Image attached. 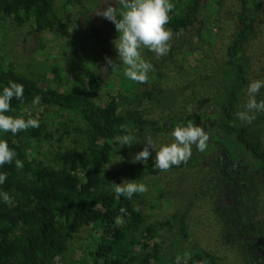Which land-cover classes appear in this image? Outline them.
I'll return each mask as SVG.
<instances>
[{
	"label": "trees",
	"instance_id": "obj_1",
	"mask_svg": "<svg viewBox=\"0 0 264 264\" xmlns=\"http://www.w3.org/2000/svg\"><path fill=\"white\" fill-rule=\"evenodd\" d=\"M207 0H170L174 9L169 13L166 26L174 34L170 52L160 57L163 62L181 57L189 44L190 32L201 21ZM87 0H0V13L22 26L33 21L34 30L51 32L65 26L68 7H85ZM223 3V2H222ZM238 26L232 43L227 49L217 79L204 85V107L194 112L173 114L161 121H149L140 106H134L122 95H109L102 103L95 100L104 79L97 70L85 74V82L70 91L39 85L28 76L17 73L13 66L0 65V93L10 82L24 86L23 100L11 101L14 117H23L21 107L32 104L39 95L41 105L56 107L81 118L83 126L76 128L82 143L71 148H60L50 163H34L29 156L27 140L50 141L52 134L45 123L38 128L13 135L0 132V139L7 141L23 162L17 169L15 161L0 166V173H7L0 192H7L9 202L0 197V264H53L56 256L64 253L70 239L85 228L97 233L91 264H219L217 257L203 249L196 250L188 260L179 249L182 236L186 235L183 214L170 220L148 223L139 208L137 195L132 198L117 196L111 182L141 181L162 172L180 171L199 165H212L214 161L239 164L248 156L264 172V113L248 124L240 121L237 113L245 110L247 88L250 84V66L246 59L249 44L260 26L259 15L264 0H237ZM100 36V31H97ZM176 61V60H175ZM201 85V84H200ZM143 98L161 106L175 104L176 92L153 88L142 94ZM264 100V87L256 95ZM191 121L210 135L208 146L200 152L193 145L192 155L186 163L161 171L154 162H136L108 168L117 145L116 137L138 132L161 133L173 131L177 125L186 126ZM128 126V132L120 129ZM126 209V214L120 209ZM120 217L121 224L116 218ZM180 226L178 239L169 251L164 236ZM240 234L245 240L251 232L242 226ZM172 247V246H171ZM171 253V254H170Z\"/></svg>",
	"mask_w": 264,
	"mask_h": 264
},
{
	"label": "rangeland",
	"instance_id": "obj_2",
	"mask_svg": "<svg viewBox=\"0 0 264 264\" xmlns=\"http://www.w3.org/2000/svg\"><path fill=\"white\" fill-rule=\"evenodd\" d=\"M109 4L119 7L116 0H87L85 7L70 5L66 25L43 33L34 30L32 20L20 26L0 13V65L13 66L32 82L61 91L83 84L85 74L97 69L104 79L102 89L95 96L98 103L109 95H122L132 105L140 106L151 122L164 120L171 113H190L204 107V85L217 79L238 26L237 0H207L201 21L191 30L189 44L176 61L163 62L153 52L142 49L143 58L154 68L148 74V82L143 84L124 76L125 66L118 60L114 44L119 33L111 21L97 15ZM259 24L246 52L250 83L264 80V9ZM106 58L118 64L116 70L107 66ZM153 88L175 91V104L161 106L144 99L142 94ZM20 111L25 119L45 123L52 134L50 141L27 140L34 163H50L60 148L82 143V136L76 131L84 124L79 116L41 104L23 105ZM171 133L135 132L136 143L132 146H121L115 141L117 145L108 168L133 163V157L143 150L149 137L157 149L171 144L174 142ZM149 150L151 156L146 162H154L155 150L150 146ZM234 166L229 168L225 161H214L212 165L162 172L137 181L148 189L146 193L135 194L148 223L167 221L175 214L184 215L186 235L182 236L179 249L185 260L203 249L213 253L219 264H264V172L248 156ZM242 226L251 232L248 240L240 234ZM179 234L177 225L164 236L171 253ZM96 240L97 233L91 228L81 230L53 264H91L90 252Z\"/></svg>",
	"mask_w": 264,
	"mask_h": 264
},
{
	"label": "clouds",
	"instance_id": "obj_3",
	"mask_svg": "<svg viewBox=\"0 0 264 264\" xmlns=\"http://www.w3.org/2000/svg\"><path fill=\"white\" fill-rule=\"evenodd\" d=\"M119 7L109 4L101 15L111 21L119 33L114 41L118 60L125 66L124 76L137 83H147L149 72L153 71V65L142 56V49H147L155 54L157 58L166 56L171 50V41L174 32L166 27L170 22L169 13L173 11L174 4L170 0H116ZM107 66L111 70H116L118 64L106 58ZM107 66L105 67L107 69ZM264 87V80H253L247 88V103L243 111L237 113L240 121L251 124L256 119L257 113H264V100L257 101L256 95ZM24 86L16 82H10L0 93V132H11L13 135L29 128H38V119L14 117L6 113L11 111V101L13 98L23 100ZM41 97L35 96L32 100L33 106L41 103ZM120 129L127 133L128 126L121 124ZM174 142L163 145L157 149L152 138L146 140L145 147L138 152L132 162H146L151 156V149L155 150V168L167 171L173 166L186 163L192 155V146L195 145L200 152H204L210 139L202 127L193 124L191 121L186 126L177 125L172 131ZM121 146H132L136 143V138L132 134H124L116 137ZM17 153L11 149L7 141L0 139V166L11 164L15 161V167L19 170L23 168V162L16 158ZM7 173H0V185L4 184ZM111 188L117 196L132 198L134 194H143L148 191L147 186L138 183L136 180H125L120 184L111 182ZM5 203L9 202L10 196L7 192H0ZM120 213L126 214V209L121 208ZM121 224L122 220L118 216L115 221ZM175 264H181L177 257ZM206 264V262H203Z\"/></svg>",
	"mask_w": 264,
	"mask_h": 264
},
{
	"label": "flooded vegetation",
	"instance_id": "obj_4",
	"mask_svg": "<svg viewBox=\"0 0 264 264\" xmlns=\"http://www.w3.org/2000/svg\"><path fill=\"white\" fill-rule=\"evenodd\" d=\"M225 163H226V165L229 167V168H231V166H233V167H235L234 165V162H230V161H228V160H225Z\"/></svg>",
	"mask_w": 264,
	"mask_h": 264
}]
</instances>
